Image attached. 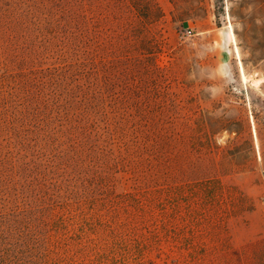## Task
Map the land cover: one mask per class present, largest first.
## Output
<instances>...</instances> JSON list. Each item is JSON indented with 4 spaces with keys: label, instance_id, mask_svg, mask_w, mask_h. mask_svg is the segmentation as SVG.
I'll return each instance as SVG.
<instances>
[{
    "label": "rangeland",
    "instance_id": "obj_1",
    "mask_svg": "<svg viewBox=\"0 0 264 264\" xmlns=\"http://www.w3.org/2000/svg\"><path fill=\"white\" fill-rule=\"evenodd\" d=\"M262 170L264 0H0V250L264 264Z\"/></svg>",
    "mask_w": 264,
    "mask_h": 264
},
{
    "label": "trees",
    "instance_id": "obj_2",
    "mask_svg": "<svg viewBox=\"0 0 264 264\" xmlns=\"http://www.w3.org/2000/svg\"><path fill=\"white\" fill-rule=\"evenodd\" d=\"M0 264H59V263L49 261L48 253L46 252L0 250Z\"/></svg>",
    "mask_w": 264,
    "mask_h": 264
},
{
    "label": "crops",
    "instance_id": "obj_3",
    "mask_svg": "<svg viewBox=\"0 0 264 264\" xmlns=\"http://www.w3.org/2000/svg\"><path fill=\"white\" fill-rule=\"evenodd\" d=\"M213 35L215 36V40L217 43L221 44V53L222 55V60H225L224 58L228 54V50L230 49L231 46V40L227 32L219 31V29H214L211 31ZM225 56V57H224Z\"/></svg>",
    "mask_w": 264,
    "mask_h": 264
},
{
    "label": "bare ground",
    "instance_id": "obj_4",
    "mask_svg": "<svg viewBox=\"0 0 264 264\" xmlns=\"http://www.w3.org/2000/svg\"><path fill=\"white\" fill-rule=\"evenodd\" d=\"M240 71H241L242 82L247 84L249 82V79H248L247 75L245 74L244 68L242 66H240ZM256 85L258 86V82H256Z\"/></svg>",
    "mask_w": 264,
    "mask_h": 264
},
{
    "label": "built area",
    "instance_id": "obj_5",
    "mask_svg": "<svg viewBox=\"0 0 264 264\" xmlns=\"http://www.w3.org/2000/svg\"><path fill=\"white\" fill-rule=\"evenodd\" d=\"M192 33L189 31V32H187V35H191ZM261 176H262V182H263V184H264V170H262V172H261Z\"/></svg>",
    "mask_w": 264,
    "mask_h": 264
}]
</instances>
